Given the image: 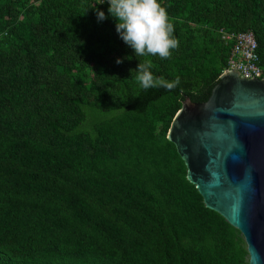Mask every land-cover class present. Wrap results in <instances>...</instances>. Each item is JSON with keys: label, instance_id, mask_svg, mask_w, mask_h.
<instances>
[{"label": "trees", "instance_id": "1", "mask_svg": "<svg viewBox=\"0 0 264 264\" xmlns=\"http://www.w3.org/2000/svg\"><path fill=\"white\" fill-rule=\"evenodd\" d=\"M159 2L170 59L136 57L106 0H0V264H248L166 135L227 69L220 29L253 33L264 75V0ZM146 59L173 90L140 88Z\"/></svg>", "mask_w": 264, "mask_h": 264}, {"label": "water", "instance_id": "2", "mask_svg": "<svg viewBox=\"0 0 264 264\" xmlns=\"http://www.w3.org/2000/svg\"><path fill=\"white\" fill-rule=\"evenodd\" d=\"M166 138L205 207L242 235L248 264H264V78L223 71L205 102L182 100Z\"/></svg>", "mask_w": 264, "mask_h": 264}, {"label": "clouds", "instance_id": "3", "mask_svg": "<svg viewBox=\"0 0 264 264\" xmlns=\"http://www.w3.org/2000/svg\"><path fill=\"white\" fill-rule=\"evenodd\" d=\"M108 14L115 20L120 39L129 46L136 57L158 56L170 59L173 50L179 47L174 36V24L159 0H106ZM98 21L107 19L103 11H97ZM118 64L122 61L117 59ZM150 59L139 61L134 79L144 91L163 88L173 90L177 81L169 82L155 76ZM132 72V73H133Z\"/></svg>", "mask_w": 264, "mask_h": 264}, {"label": "built area", "instance_id": "4", "mask_svg": "<svg viewBox=\"0 0 264 264\" xmlns=\"http://www.w3.org/2000/svg\"><path fill=\"white\" fill-rule=\"evenodd\" d=\"M222 39L232 43L228 67L224 71L233 70L246 79L264 78L262 69L258 65L257 43L251 31L226 33L220 29Z\"/></svg>", "mask_w": 264, "mask_h": 264}, {"label": "rangeland", "instance_id": "5", "mask_svg": "<svg viewBox=\"0 0 264 264\" xmlns=\"http://www.w3.org/2000/svg\"><path fill=\"white\" fill-rule=\"evenodd\" d=\"M169 130V129H168Z\"/></svg>", "mask_w": 264, "mask_h": 264}]
</instances>
